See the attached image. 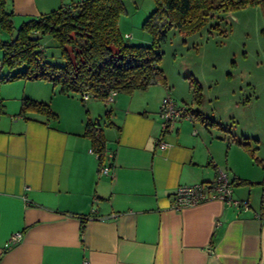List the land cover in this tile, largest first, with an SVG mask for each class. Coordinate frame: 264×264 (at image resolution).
Masks as SVG:
<instances>
[{"label":"crops","instance_id":"obj_1","mask_svg":"<svg viewBox=\"0 0 264 264\" xmlns=\"http://www.w3.org/2000/svg\"><path fill=\"white\" fill-rule=\"evenodd\" d=\"M69 1L81 0H6V8L15 24ZM27 87L11 94L0 84V264H264V198L255 203L248 178L220 158L232 146L225 135L181 119L163 135L168 146H156L167 87L109 102L81 101L49 81ZM25 95L48 102L57 118L19 114ZM105 105L110 113L101 117ZM87 120L104 138L102 160ZM218 170L239 204L211 198L171 207L178 185L211 181ZM14 231L21 236L8 243Z\"/></svg>","mask_w":264,"mask_h":264},{"label":"trees","instance_id":"obj_2","mask_svg":"<svg viewBox=\"0 0 264 264\" xmlns=\"http://www.w3.org/2000/svg\"><path fill=\"white\" fill-rule=\"evenodd\" d=\"M153 2L154 9L142 24L153 40L144 45L127 43V35L119 29V17L125 12L124 0L69 1L48 13L29 17L17 26L13 23V11L6 8V0H0V30L5 34L0 38V72L3 66L7 68L6 73L0 74V83L19 78L41 79L49 81L61 93L79 95L81 101H84L81 95L88 93L89 98L105 102L112 91L131 94L155 84L168 88L159 63L160 45L171 28L190 32L216 12L249 4L259 5L264 13V0ZM46 35L56 41L64 61L62 65L44 58L45 46L41 40ZM196 90L195 85L194 91L199 96ZM186 107L189 119L198 118L206 127L214 123L199 110ZM27 112L44 114L47 119L57 118L48 102L23 96L19 114ZM109 113L107 110L105 115ZM85 134L91 138L92 150L102 160L106 151L101 132L87 120Z\"/></svg>","mask_w":264,"mask_h":264},{"label":"rangeland","instance_id":"obj_3","mask_svg":"<svg viewBox=\"0 0 264 264\" xmlns=\"http://www.w3.org/2000/svg\"><path fill=\"white\" fill-rule=\"evenodd\" d=\"M124 6L119 29L127 35L125 41L151 44L152 36L142 24L154 9L153 0H124ZM18 24L16 19L15 25ZM41 42L45 46L44 58L62 65L56 41L46 35ZM160 51L159 66L171 97L179 104L202 111L214 122L208 127L232 143L227 152L220 148V158H228V168L248 178L244 184L246 193L250 190L253 201L259 204L264 198V13L259 5L216 12L190 32L173 27ZM1 56L0 48V60ZM6 72L3 66L0 74ZM42 83L46 80L19 78L0 84L13 94ZM102 112L100 116L104 117L106 105Z\"/></svg>","mask_w":264,"mask_h":264},{"label":"built area","instance_id":"obj_4","mask_svg":"<svg viewBox=\"0 0 264 264\" xmlns=\"http://www.w3.org/2000/svg\"><path fill=\"white\" fill-rule=\"evenodd\" d=\"M115 95L116 92L112 91L107 96L106 100L111 101ZM81 97L83 100H86L89 98V94L83 93ZM186 109V105L179 104L170 95H165L161 99L159 106L161 135L155 139L157 147L164 149L168 146V143L163 140L162 136L165 132L171 130L176 121L180 119H189ZM107 168L106 165H101L99 166V171L106 170ZM171 196V207L174 209H180L186 205L197 204L203 200L211 198L222 199L233 202L234 204L240 203L239 201L231 199L230 181L227 178L226 173L222 170H218L215 178L211 181L178 185ZM243 204L244 206L247 205L246 203ZM20 236V231H14L8 239V243L18 240ZM82 264H88V261L83 260Z\"/></svg>","mask_w":264,"mask_h":264}]
</instances>
